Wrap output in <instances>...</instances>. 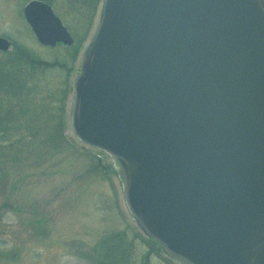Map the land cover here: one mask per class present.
<instances>
[{"label":"water","instance_id":"water-1","mask_svg":"<svg viewBox=\"0 0 264 264\" xmlns=\"http://www.w3.org/2000/svg\"><path fill=\"white\" fill-rule=\"evenodd\" d=\"M72 124L116 159L145 233L185 264H264V0H104ZM38 43L71 44L49 5ZM8 40L0 37V50Z\"/></svg>","mask_w":264,"mask_h":264},{"label":"rangeland","instance_id":"rangeland-1","mask_svg":"<svg viewBox=\"0 0 264 264\" xmlns=\"http://www.w3.org/2000/svg\"><path fill=\"white\" fill-rule=\"evenodd\" d=\"M29 1L0 0V264H185L137 224L116 159L74 134L104 0H45L74 39L54 47L26 23Z\"/></svg>","mask_w":264,"mask_h":264},{"label":"trees","instance_id":"trees-1","mask_svg":"<svg viewBox=\"0 0 264 264\" xmlns=\"http://www.w3.org/2000/svg\"><path fill=\"white\" fill-rule=\"evenodd\" d=\"M6 80H7V77H6Z\"/></svg>","mask_w":264,"mask_h":264},{"label":"flooded vegetation","instance_id":"flooded-vegetation-1","mask_svg":"<svg viewBox=\"0 0 264 264\" xmlns=\"http://www.w3.org/2000/svg\"><path fill=\"white\" fill-rule=\"evenodd\" d=\"M43 1H45V0H43Z\"/></svg>","mask_w":264,"mask_h":264}]
</instances>
